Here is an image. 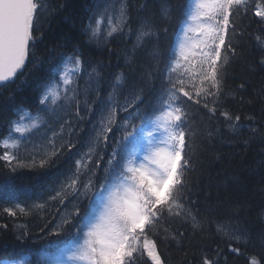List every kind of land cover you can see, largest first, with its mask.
Here are the masks:
<instances>
[{"label":"snow or ice","instance_id":"6c2138e0","mask_svg":"<svg viewBox=\"0 0 264 264\" xmlns=\"http://www.w3.org/2000/svg\"><path fill=\"white\" fill-rule=\"evenodd\" d=\"M117 2L120 5L118 10L115 7ZM156 2L158 13L151 15L147 14V2L141 5L146 14L139 20L136 43L130 53H125L124 70L111 74L112 91L108 93L107 100L100 99L103 91L101 82L105 79L103 66L88 63L85 53L80 50L83 45L77 44L72 47L71 55L62 58V64H55L49 70L51 77L39 94V103L43 107L37 114L33 116L27 109L20 108L16 112L17 119L0 125V133L4 130L7 132V135H0V148L4 149L0 160L11 164L17 157L9 150L19 149L22 140L40 132L50 123L40 112L47 114L56 112L58 108L68 115L67 110L74 108L76 118L83 120L81 111L95 113L96 108L90 106L88 100L92 93L97 97L93 105H104L99 109V128L93 125L95 136L85 154L88 161L93 155H99L97 169L104 161L103 179L93 171L95 179H89L87 184L80 183L79 171L86 167V163L77 161V178L65 183L52 197H59L63 201L69 195L67 190L71 189L77 203L48 233L59 237L62 233L70 232V239L68 242H54L51 252L38 251L36 254L41 257L42 264H137L145 253L151 264H166L157 243L150 239L161 230L166 218H176L190 224L193 234L204 230V217L198 208L194 210L197 201L192 198L190 182V172L194 171L190 153L195 152L196 140L202 133L195 126V115L183 105L180 94L192 100L194 90L197 97L195 103L199 105L203 101L209 119L216 116L221 97L225 95L230 57L236 55V48L226 41L230 29L233 35L236 33L231 18L241 10L247 13L250 0H188L186 19L182 21V37H177L175 45L170 46L167 53L160 45L161 38L167 36V22L179 16V8H174L169 0ZM252 7L254 15L264 22V0H258ZM56 11L49 0H0V86L11 81L25 66L30 50L40 39L34 33L40 31L38 25L41 18L53 17ZM109 12L113 14L109 15ZM157 15L162 23H157ZM128 19L127 0H97L88 23L82 26V33L88 43H99L102 39L110 41L123 33ZM189 33H198V36L193 38ZM257 41H260V37H257ZM66 43H70V38L66 39ZM148 45H151L147 51L151 63L145 68L140 66L136 53ZM193 57L198 66L195 76L188 66ZM259 63L264 67V57ZM180 68L185 71L178 73ZM81 72L88 77L83 90V109L79 85L74 84L73 80ZM137 72L139 79L136 78ZM197 77L199 86L194 83ZM155 79L162 81L159 91L154 87ZM244 88L245 84L241 83L239 89ZM124 90L128 91V95L121 104L119 97ZM243 99L241 96L240 101L243 102ZM118 112L128 115L119 125L123 134L112 147L109 133L113 131ZM220 115L231 133H241L244 127L241 115H233L226 110L220 111ZM25 119L30 124H24ZM245 119L253 121L254 117L247 116ZM89 123L92 121L89 120ZM70 124V120L65 122V125ZM65 125H61V132ZM219 131L209 129L203 134L211 139ZM250 131L253 135L260 134L255 127H250ZM56 135L53 132L52 139L48 141L53 147L52 156L57 155ZM101 146L104 151H101ZM109 147L111 152L107 154ZM45 162L42 160L41 166ZM81 198L87 200V205L81 203ZM17 207L20 212H25L24 208ZM236 207L239 210L243 205ZM4 212L10 216L17 214L10 208H5ZM261 216L264 218V212ZM163 231L165 239L178 245L185 236L178 230L169 232L168 228H163ZM216 232L225 237L227 250L237 255L250 243L259 241L264 246V229L254 233L239 222L236 225L217 222ZM17 239L23 241L25 237L21 234ZM0 264L24 262L8 259L0 260ZM200 264H221L220 253L210 256L205 252L200 257ZM224 264H227L226 257ZM246 264H264V256L250 254L246 257Z\"/></svg>","mask_w":264,"mask_h":264},{"label":"trees","instance_id":"16d2710c","mask_svg":"<svg viewBox=\"0 0 264 264\" xmlns=\"http://www.w3.org/2000/svg\"><path fill=\"white\" fill-rule=\"evenodd\" d=\"M49 2L57 11L53 17L41 18L38 25L40 31L34 33L40 39L30 50L24 71L12 82L0 87V125L15 119L20 108L32 111L41 109L39 94L51 77L49 70L55 64H62V58L71 55L72 47L77 44L83 45L80 50L85 53L88 63L103 66L105 79L101 82L103 91L100 99L107 100L108 93L112 91L111 74L124 70L125 53H130L136 43L139 20L146 14L141 5L147 2L149 15L158 13L156 0H127L129 19L123 33L110 41L102 39L99 43H88L87 37L82 33V26L88 23L97 0ZM169 2L174 8H179L180 14L167 22L168 34L161 38L160 45L166 53L170 46L175 45L182 21L186 19L185 6L188 0ZM256 2L258 0H250L247 13L241 10L231 18L236 33L233 35L230 29L226 41H230L236 48V55L230 57L224 85L225 95L221 97V106L216 116L209 119L207 109L203 108V101L199 105L195 103L197 97L194 90L192 100L180 94L183 105L195 115V126L202 133L196 140L195 152L190 153L194 167V171L190 172V182L192 198L197 201L194 210L198 208L200 215L204 217V230L193 234L190 224L176 218H166L162 222L161 230L150 236V239L157 243L158 251L166 264H200V257L205 252L210 256L219 252L221 264H224L225 257L227 264H246V257L250 254L264 256V246H261L259 241L250 243L239 255L231 253L224 243L225 237L216 232L217 222L232 225L239 222L242 227H247L254 233L264 229V218L261 216L264 212V67L259 63L261 57H264V22H260V18L254 15L252 5ZM156 19L157 23L163 22L158 15ZM257 37H260V41H257ZM69 38L70 43H66ZM150 46L136 53L141 67L146 68L151 63L147 55ZM194 60L195 57L188 65L193 76L198 71ZM184 71V68H180L178 73ZM87 78L84 72L75 77V84L79 85L81 95ZM136 78L139 79L138 72ZM185 79L187 83V74ZM194 83L199 86L198 77ZM241 83L245 84L243 90L239 89ZM161 86L162 81L155 79L154 87L157 91ZM188 87L190 89L191 84ZM127 95L128 91L124 90L119 97L121 104ZM241 96L244 98L243 102L240 101ZM88 100L89 105L96 110L94 114L81 111L83 120H77L74 108L67 110L73 128L63 138L62 145H55L56 156L51 155L53 149L43 153L20 150L16 152L17 160L11 164L0 160V260L27 257L24 264H42L41 257L36 254L38 251L51 252L54 250V242H68L70 239V232L62 233L59 237L48 233L60 221L64 211L70 213L73 210L77 200L70 192L63 201L59 197L52 199L53 190L77 167V161L80 159L87 162L80 175V182L86 176L95 179L93 171L97 177L103 179L104 161L100 162V168L97 169L96 161L99 160V155H93L91 161H88L85 154L92 143L93 125L101 118L99 109L104 105H93L92 102L97 100L95 93H92ZM209 106L211 107V98ZM225 110L233 115H241V124L244 127L239 135L228 130L224 118L220 115V111ZM127 115L125 112L117 114L113 131L109 133V143L112 147L123 134L119 125ZM247 116L254 117V120L245 119ZM89 120L92 123H89ZM250 127L257 128L260 134L253 135ZM209 129L220 131L209 139L203 134ZM0 135H7L6 130ZM3 151L4 149L0 148V155ZM101 151H104L103 146ZM110 152L111 147L106 150L107 154ZM42 160L46 161L43 166ZM81 203L87 205V200L81 198ZM17 205L22 206L25 212H20ZM37 205L41 207H36ZM237 205L243 207L237 210ZM5 208L13 209L17 214L10 216L4 212ZM163 228H168L169 232H183L185 236L182 243L178 245L175 241L165 239ZM21 234L25 237L23 241L17 239ZM137 264H151V261L145 253Z\"/></svg>","mask_w":264,"mask_h":264},{"label":"rangeland","instance_id":"374dc122","mask_svg":"<svg viewBox=\"0 0 264 264\" xmlns=\"http://www.w3.org/2000/svg\"><path fill=\"white\" fill-rule=\"evenodd\" d=\"M110 2H111V0H110ZM119 6H120L119 3L117 2L116 5H115L117 10L119 9ZM112 14H113L112 12H109V15H112ZM117 19H118V17H117ZM183 26L184 25L182 23L181 28ZM106 30H107V28H106ZM189 35L193 36V38H195L196 36H198V33H189ZM178 36L182 37L181 30H180V33H179ZM69 67H71V66H69ZM73 80H74V84H75V77L73 78ZM81 96H82V102L81 103H83L84 97H83V95H81ZM42 107L43 106H41V108ZM82 107H84V104H82ZM24 109H26V108H24ZM27 110L30 111L33 116H35L37 114V112L39 111V110L32 111L30 109H27ZM40 115H42L44 117V119L46 121H49L50 123L47 126L43 127L40 132H36V133H34L32 135H29L27 137V139L22 140L20 142L19 149L9 150V151H11L13 153V155L16 156V154H17L16 152L20 151V150L24 151V152H39V153H43V152H47L50 149H53L52 145H50L48 143L49 139H52V137H53V132L57 133V135L55 137V145L56 146H60V145H62L64 143V139L63 138L73 128L72 124L65 125V122L69 120V115H65V113L60 111L58 108H57L56 112H49L47 114H45L43 112H40ZM15 119H17V115H16ZM15 119H13V120H15ZM99 121L96 124L97 129L99 128ZM24 124H30V121L25 119ZM61 125H65V127L63 129V132H61ZM15 135L19 136L20 134H15ZM94 136H95V132L93 131V137ZM81 160L85 161L84 159H80L79 161H81ZM85 163L87 164V162H85ZM84 169H85V167L80 169L78 179H80V175L84 171ZM76 174H77V167L75 169H73L71 172L68 173L67 178L62 183H60L59 185L56 186V188L52 192L51 198L56 196L57 192H59L61 190V187L65 183L70 182V180L72 178H77ZM88 180H89V177L86 176V178L82 179V181L80 183L87 184ZM67 191L71 193V189H68ZM19 207L22 208V206H19ZM67 213H69V212L68 211H64V213L61 214L60 218L62 216H64L65 214H67ZM15 260L23 261L25 263V258L24 257L19 258V259H15Z\"/></svg>","mask_w":264,"mask_h":264},{"label":"water","instance_id":"95a60500","mask_svg":"<svg viewBox=\"0 0 264 264\" xmlns=\"http://www.w3.org/2000/svg\"><path fill=\"white\" fill-rule=\"evenodd\" d=\"M27 62H28V59L25 61V66H26ZM25 66L17 72L16 76H17L20 72L24 71ZM16 76L13 77L12 80L9 81V82H12V81L16 78ZM9 82H7V83H9ZM7 83H5V84H7ZM5 84H4L3 86H5ZM0 87H2V86H0Z\"/></svg>","mask_w":264,"mask_h":264},{"label":"bare ground","instance_id":"6f19581e","mask_svg":"<svg viewBox=\"0 0 264 264\" xmlns=\"http://www.w3.org/2000/svg\"><path fill=\"white\" fill-rule=\"evenodd\" d=\"M90 15V14H89ZM138 59V58H137ZM88 79V78H87ZM78 120V119H77ZM217 123V122H216ZM76 159V158H75ZM224 261V260H223Z\"/></svg>","mask_w":264,"mask_h":264}]
</instances>
